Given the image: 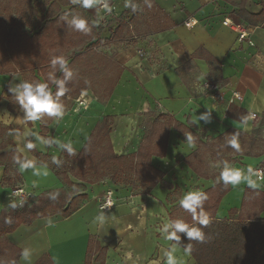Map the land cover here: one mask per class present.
<instances>
[{
	"label": "crops",
	"instance_id": "crops-1",
	"mask_svg": "<svg viewBox=\"0 0 264 264\" xmlns=\"http://www.w3.org/2000/svg\"><path fill=\"white\" fill-rule=\"evenodd\" d=\"M76 5L82 7L79 0ZM82 8L91 22L104 27L103 38H109V29H115L122 17L129 20L137 13L150 26V35L134 45L100 49L109 57L114 55L122 68L112 94L104 97L105 82L100 80L78 96L64 95L59 98L61 116L28 120L18 93L11 91L25 82V77L21 73L0 75V124L13 130V145L0 154L16 148L26 159L37 161L28 143L36 152L53 157H60L65 145L80 152L98 123L112 117L114 153L132 156L143 145L147 149V143L153 147L164 139L165 134L159 133L151 140L154 124L172 120L165 156L151 158V165L164 177L147 193L139 185H114L109 180L86 184L84 193L90 189L92 194L71 217L38 219L8 235L12 244L28 253L27 258L22 254L19 264H35L43 255H49L55 264H85L87 259L91 264H167L165 253L175 255L178 264H197L168 239L173 229L165 231V225L172 222L171 212L177 211L185 194L203 192L221 180L220 176L216 180L202 178L185 162L198 150V141H210L230 129L251 135L264 121V0H100L93 8ZM189 19L197 24L186 27ZM225 20L241 23L253 33L240 40L234 28L223 24ZM139 50L146 52L145 58L139 57ZM212 84L219 86L222 99L216 100L209 92L207 86ZM48 90L55 97L54 88ZM234 92L242 99L234 101ZM205 114L207 121L199 119ZM250 114H256L257 119H248ZM225 165L255 183L252 172L264 167V156L239 158L232 164L212 163L211 167L220 175ZM16 168L22 182L8 188L2 182L5 167L0 166V210L16 205L13 191L18 188L25 191L31 204L38 197L36 191L64 188L46 165ZM247 189L264 192V181L255 186L243 181L230 184L219 205L218 220H230L231 210L242 208ZM109 190L114 191L116 202L105 211L101 200ZM261 217L264 219V210Z\"/></svg>",
	"mask_w": 264,
	"mask_h": 264
},
{
	"label": "trees",
	"instance_id": "trees-1",
	"mask_svg": "<svg viewBox=\"0 0 264 264\" xmlns=\"http://www.w3.org/2000/svg\"><path fill=\"white\" fill-rule=\"evenodd\" d=\"M63 8L68 9L63 11ZM74 19L84 20L88 30H78ZM149 28L147 21L141 20L137 13L129 20L122 17L115 29H109V38H103L104 27L91 22L86 11L76 5V0H44L41 3L0 0V75L21 73L30 83H47L48 89L54 88V93L59 90L58 82L62 81L64 95L72 96L94 88L101 80V83L105 82L104 97L108 98L120 79L122 68L114 60V55L109 57L99 50L123 44L134 45L138 39L150 35L147 32ZM56 57H63L65 65H54L52 61ZM67 72H71L70 77ZM111 121L112 117L103 118L80 152H70L65 145L62 155L53 157L36 152L34 147L30 149L37 158L33 164L50 167L64 188L43 193L32 204L28 199L23 205L3 209L0 214L2 264H19L23 254L9 241V234L38 219L55 215L71 217L88 200L84 184L94 185L109 180L114 185L133 188L139 185L147 193L163 181L164 174L151 165V158L155 154L165 156L172 120L154 124L151 140L159 133L165 134L164 139L153 147L147 143V149L143 145L132 156L114 153L110 139ZM263 128L264 121L251 135L230 129L210 141H198V150L185 162L200 177L216 180L220 175L212 169V163L232 164L239 158L264 156ZM12 132L11 127L0 124V150L13 145L10 139ZM234 136L236 148L230 143ZM25 161L31 160L19 154L16 148L0 154V166L5 167L3 185L15 187L22 182L16 166ZM71 175L78 180L77 183ZM229 191L230 184L220 180L202 192L207 197L202 204V210L209 219L206 226L178 205L177 211L171 212L172 223L182 220L189 229L202 230L203 238L191 240L187 232H177L180 239L173 242L189 253L197 264H264V219L261 217L264 192L247 189L242 208L231 210L230 220H218L219 205ZM200 211L198 208L197 216ZM189 247L190 252L187 251ZM35 264L55 263L49 255H43ZM85 264H91L90 259Z\"/></svg>",
	"mask_w": 264,
	"mask_h": 264
},
{
	"label": "clouds",
	"instance_id": "clouds-1",
	"mask_svg": "<svg viewBox=\"0 0 264 264\" xmlns=\"http://www.w3.org/2000/svg\"><path fill=\"white\" fill-rule=\"evenodd\" d=\"M82 7L84 8H93L96 6L100 0H79ZM127 6V5H126ZM151 6V5H149ZM105 8H107V4H105ZM110 11V9H109ZM73 23L76 25V28L80 31L86 32L88 29L86 27V23L82 19H74ZM195 23V21H193ZM52 63L55 65L59 63L61 66L65 65V60L63 57H56L53 59ZM67 76H71V72H67ZM60 87L59 90L55 93V97L53 93L48 90V84L44 82H34L30 83L28 81L23 82L20 86L16 88H12L11 91L18 93V103L22 106L24 110H26V117L31 121H38L41 119L43 115L47 116H61V104L59 103V98L64 96L65 89L63 82H58ZM199 119H203L207 121L209 116L207 114L202 115ZM248 119H252V117H248ZM188 143L191 144L193 142V138L191 135L188 136ZM233 148L237 147L236 137L234 136L232 141L230 142ZM27 147L31 149L33 147L32 144H28ZM68 150L71 152V146H68ZM34 164L32 161H25L21 164V169L33 168ZM251 168H249V172H251ZM220 179L225 184L238 185L242 181L247 182L251 186H255V183L259 181H264V175L260 173H256L255 175V183L253 180L248 177H242L239 170L229 168L225 165L224 170L220 173ZM204 199H207L206 196L203 195L201 191H192L188 192L183 196L182 199L179 200V205L182 209L193 214V218L199 220L201 225H207L209 223V219L206 213L202 210V204ZM13 208L16 207L15 204L12 205ZM201 208L199 215L197 216V209ZM174 229L171 235L168 236L169 240H179L180 237L177 236V232L184 233L187 232L189 239L191 240H201L203 238V232L200 229H189L188 224L184 223L182 220H177L174 223L169 222L165 225V231L167 229ZM191 248L187 250L190 252ZM24 257L27 258L28 253L25 251L23 253ZM167 256V264H178V260L175 255L172 253H165Z\"/></svg>",
	"mask_w": 264,
	"mask_h": 264
},
{
	"label": "built area",
	"instance_id": "built-area-1",
	"mask_svg": "<svg viewBox=\"0 0 264 264\" xmlns=\"http://www.w3.org/2000/svg\"><path fill=\"white\" fill-rule=\"evenodd\" d=\"M104 7V6H103ZM195 21V23H193ZM197 24V21L195 19H189L188 21L185 22L186 27H193L194 25ZM225 26L234 28V30L238 33L239 39L240 40H245L251 36L253 33V30L245 28V26L241 23H233L230 20H225L223 22ZM139 57L140 58H145L146 57V52L144 50H139L138 51ZM209 92L213 93L214 97L216 100L222 99V95L220 94V89L218 85L212 84L207 86ZM233 100H241V95L238 92H234L233 95ZM250 117L252 119H257L256 114H250ZM241 174V171H239ZM256 173H260L264 175V167H258L253 170L252 174L256 175ZM13 196L14 200L16 201V205H23L27 201V197L25 194V191L22 188H18L13 191ZM115 194L113 190H109L105 193V195L102 197L101 200V209L108 211L112 209L115 206Z\"/></svg>",
	"mask_w": 264,
	"mask_h": 264
},
{
	"label": "rangeland",
	"instance_id": "rangeland-1",
	"mask_svg": "<svg viewBox=\"0 0 264 264\" xmlns=\"http://www.w3.org/2000/svg\"><path fill=\"white\" fill-rule=\"evenodd\" d=\"M3 1H9V0H3ZM34 1H36V2H38V1H43V0H34ZM84 186H85V188H86V185L84 184ZM8 188H11V187H8ZM9 192H10V189H9ZM37 193H35V195H38V196H40L41 194H43V192H39V191H36ZM91 194H92V191L89 189V190H87V195H90L91 196ZM89 198V197H88ZM28 200V199H27ZM10 201V200H9ZM8 203V201H6L5 202V204L4 205H6ZM4 205H3V207H4ZM3 209H5V208H2L1 210H0V214H1V212L3 211ZM0 264H2V261L0 260Z\"/></svg>",
	"mask_w": 264,
	"mask_h": 264
}]
</instances>
